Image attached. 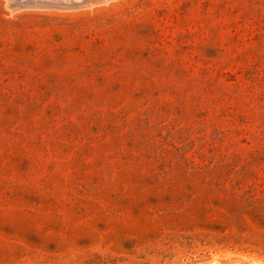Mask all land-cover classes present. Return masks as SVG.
<instances>
[{"label": "rangeland", "instance_id": "obj_1", "mask_svg": "<svg viewBox=\"0 0 264 264\" xmlns=\"http://www.w3.org/2000/svg\"><path fill=\"white\" fill-rule=\"evenodd\" d=\"M54 1L0 0V264L264 262V0Z\"/></svg>", "mask_w": 264, "mask_h": 264}, {"label": "bare ground", "instance_id": "obj_2", "mask_svg": "<svg viewBox=\"0 0 264 264\" xmlns=\"http://www.w3.org/2000/svg\"><path fill=\"white\" fill-rule=\"evenodd\" d=\"M86 0H55L54 2L58 3L60 6H74L84 3ZM96 1V0H95ZM204 264H222L218 259L213 258L210 262ZM232 264H240L238 262ZM247 264H264V262L257 259H249Z\"/></svg>", "mask_w": 264, "mask_h": 264}, {"label": "trees", "instance_id": "obj_3", "mask_svg": "<svg viewBox=\"0 0 264 264\" xmlns=\"http://www.w3.org/2000/svg\"><path fill=\"white\" fill-rule=\"evenodd\" d=\"M259 209H260V211L262 210V208H259ZM259 209H258V210H259ZM215 228H216V229H221V230H222V228L219 227V226H215ZM185 238H186L187 241H186V242H182L181 244H182V245L191 246V245H192V239H191V237L186 236ZM225 239H226L225 236H221V237H219L218 241L221 242V241H224ZM89 262H91V261H89Z\"/></svg>", "mask_w": 264, "mask_h": 264}]
</instances>
